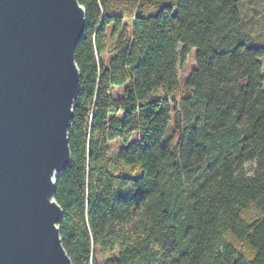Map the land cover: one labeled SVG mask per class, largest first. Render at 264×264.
I'll use <instances>...</instances> for the list:
<instances>
[{
    "label": "trees",
    "instance_id": "obj_1",
    "mask_svg": "<svg viewBox=\"0 0 264 264\" xmlns=\"http://www.w3.org/2000/svg\"><path fill=\"white\" fill-rule=\"evenodd\" d=\"M78 1L72 264H264V0Z\"/></svg>",
    "mask_w": 264,
    "mask_h": 264
},
{
    "label": "water",
    "instance_id": "obj_2",
    "mask_svg": "<svg viewBox=\"0 0 264 264\" xmlns=\"http://www.w3.org/2000/svg\"><path fill=\"white\" fill-rule=\"evenodd\" d=\"M78 0H0V264H72L56 177L80 92Z\"/></svg>",
    "mask_w": 264,
    "mask_h": 264
},
{
    "label": "rangeland",
    "instance_id": "obj_3",
    "mask_svg": "<svg viewBox=\"0 0 264 264\" xmlns=\"http://www.w3.org/2000/svg\"><path fill=\"white\" fill-rule=\"evenodd\" d=\"M178 47H180V46H178ZM194 54H195V49H192L190 51V53L186 56V61L184 63L179 62V81H180V84L183 83L185 77L191 71V69H193L195 67ZM260 60L262 62V70L264 73V56L261 57ZM262 86L264 88V82L262 83ZM113 93L119 94V93H121V90H115V91H113ZM169 134H170V132H169ZM119 147H120L119 143H112L110 153H115ZM247 168L251 169L252 165L247 164Z\"/></svg>",
    "mask_w": 264,
    "mask_h": 264
}]
</instances>
